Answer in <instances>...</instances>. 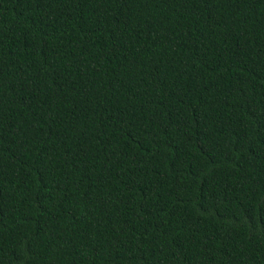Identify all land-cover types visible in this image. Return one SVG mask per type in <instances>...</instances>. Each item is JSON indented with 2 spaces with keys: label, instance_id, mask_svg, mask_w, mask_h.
I'll use <instances>...</instances> for the list:
<instances>
[{
  "label": "trees",
  "instance_id": "16d2710c",
  "mask_svg": "<svg viewBox=\"0 0 264 264\" xmlns=\"http://www.w3.org/2000/svg\"><path fill=\"white\" fill-rule=\"evenodd\" d=\"M0 264H264V0H0Z\"/></svg>",
  "mask_w": 264,
  "mask_h": 264
}]
</instances>
